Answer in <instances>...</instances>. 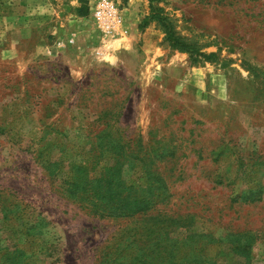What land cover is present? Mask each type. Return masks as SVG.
I'll return each instance as SVG.
<instances>
[{
    "label": "rangeland",
    "instance_id": "obj_1",
    "mask_svg": "<svg viewBox=\"0 0 264 264\" xmlns=\"http://www.w3.org/2000/svg\"><path fill=\"white\" fill-rule=\"evenodd\" d=\"M115 1L0 0V264H264V0Z\"/></svg>",
    "mask_w": 264,
    "mask_h": 264
},
{
    "label": "trees",
    "instance_id": "obj_2",
    "mask_svg": "<svg viewBox=\"0 0 264 264\" xmlns=\"http://www.w3.org/2000/svg\"><path fill=\"white\" fill-rule=\"evenodd\" d=\"M150 2H151V5H150L149 13L146 16H144V18L138 24V27L140 29H144L146 26H148L153 21L157 22L162 27L163 32H164V39L168 42V44L182 52L189 54L190 58L193 61L201 57L206 60H210L216 57L215 53L213 52L206 53V52L199 51L192 45V43L188 42L181 35L177 34V32L174 29L173 23L163 13L162 9L152 5L153 0H150ZM167 154H170V152ZM131 215H134V213ZM138 220L139 219H135V221H138ZM131 231L133 232V234L141 233V231L137 232L136 225L132 226ZM158 248H159L158 244L154 245L153 243L143 242V240L140 238L138 239L137 237H131L130 244H128V248L126 249V251H129L130 253L128 257L125 258V261L122 263L124 264H159L158 262L162 261L163 258L161 256L162 255L161 252L158 251ZM141 249L143 250L140 251ZM138 251H140L141 253L138 254L137 253Z\"/></svg>",
    "mask_w": 264,
    "mask_h": 264
},
{
    "label": "built area",
    "instance_id": "obj_3",
    "mask_svg": "<svg viewBox=\"0 0 264 264\" xmlns=\"http://www.w3.org/2000/svg\"><path fill=\"white\" fill-rule=\"evenodd\" d=\"M91 15L98 29L114 36L124 22V7L115 0H89Z\"/></svg>",
    "mask_w": 264,
    "mask_h": 264
}]
</instances>
